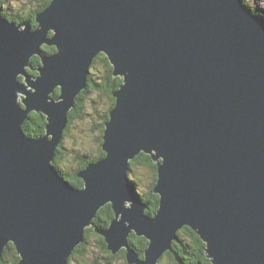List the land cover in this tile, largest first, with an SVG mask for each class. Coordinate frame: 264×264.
Wrapping results in <instances>:
<instances>
[{"label":"water","instance_id":"water-1","mask_svg":"<svg viewBox=\"0 0 264 264\" xmlns=\"http://www.w3.org/2000/svg\"><path fill=\"white\" fill-rule=\"evenodd\" d=\"M47 7L36 14L43 27L35 33L0 20V260L14 242L7 239L15 238L22 264H64L95 206L111 198L119 209L130 198L136 203L125 218L154 241L148 264L186 221L209 240L216 264H264L263 19L240 0H55ZM49 27L58 35L50 30L45 41ZM44 45L56 52L43 55ZM100 47L118 71L131 73L123 90L113 92L111 155L82 173L89 187L81 192L48 166L55 141L25 139L20 131L26 113L15 102V90L23 87L15 75L33 52L45 61L38 92L27 103L50 112L58 139L65 110ZM101 53L126 82L111 55ZM58 82L66 102L47 103ZM149 145L166 156L160 183V162L152 156L158 163L153 190L163 193L155 221L143 214L145 205L124 177L125 157ZM127 231L114 222L107 249H125L131 264L135 253L129 259L128 250L118 248Z\"/></svg>","mask_w":264,"mask_h":264},{"label":"clouds","instance_id":"clouds-1","mask_svg":"<svg viewBox=\"0 0 264 264\" xmlns=\"http://www.w3.org/2000/svg\"><path fill=\"white\" fill-rule=\"evenodd\" d=\"M54 2L55 0H51V4L46 10ZM240 2L253 15L264 16V0H255V2L253 0H240ZM39 3L40 0H0V20L11 24L21 33L25 31L33 33L40 31L43 27L42 22L40 25L32 23V18L37 14ZM45 11L41 12L39 16ZM50 30L54 32V38L58 35L56 27H49L46 32L45 41H49L48 34ZM56 44L59 46L58 43ZM101 50H106L111 55L108 49L100 47L90 56L87 69L84 73L83 83L74 93L71 103L65 110V123L60 130L58 139L56 132L50 130L52 124L50 112L44 107L35 105L30 107L27 103L31 99V96L38 92V88L35 85L43 78L42 69L46 67L45 61L38 67L35 74L27 71L28 68L34 67L31 60L35 53L33 52L27 57V62L23 64L22 70L17 71L15 75L16 82L23 86L15 90V102L19 109L26 113L19 125L20 131L25 139L45 140L46 138L45 144L47 145H51L55 141L54 147L51 148V153L47 158L48 166L61 180L68 183L74 190L81 192L87 191L89 187L88 180L82 173L90 167L107 160L111 155L107 147L108 132L114 119V112L118 108V102L112 98L109 85H105L102 89L89 86L90 80L94 79L96 59L101 54ZM60 52L61 48L59 46V51L56 55ZM111 59L115 62L112 55ZM115 64L116 72L126 76V82L120 85L119 91L116 92L118 93L126 86L131 70L125 67L123 70L118 71V65L116 62ZM108 67H111V65H108ZM113 79H120V77H113ZM96 83L104 84V81L97 80ZM63 93L64 84L56 83L47 94V103L64 104L66 101ZM116 96L118 97L117 94ZM33 110H35V113H39L41 120L44 121L42 130L40 128L29 127L28 122L34 120V116H30V112ZM109 116L110 119L108 118ZM148 154H151V156H154L160 162V183L161 168L166 163V156L155 145L140 146L137 151L125 157L124 177L127 182L134 186L136 196L145 205L143 207V214L155 221L162 210L163 193L157 190L160 193L159 206L153 210V205L148 199V195L155 182V173L154 170L147 167L151 163V156ZM79 177H83V179L74 183L73 180ZM135 203L136 201L133 199L124 198L118 209L115 200L111 198L99 202L94 208V214L90 215L82 224L80 238L73 241L66 252L64 264H108V257L111 254L107 251L108 243L110 242L107 233L112 229L114 222H121L123 227L128 230L124 242L118 248H126L129 259L130 252L135 253L136 259H130L131 264H148L150 259L149 252L154 243L153 238L146 232H142L133 226L131 219L125 218L126 212L131 211ZM102 208L107 209V212L103 217L98 219L97 213ZM187 225H193V223L186 221L175 226L173 237L161 253H167L173 248V245L177 242L180 230ZM195 227L202 233V230L198 226ZM100 233H103V236L107 237V242L104 241ZM134 235L142 243L134 242L132 240ZM203 237L206 241L205 246L201 250L203 259L198 260L197 264H205V260L207 264H216L215 255L209 251L210 242L204 235ZM7 240L14 241L15 245L18 246L14 264H22L25 256L20 250L17 239L8 238ZM190 246L191 244L189 243V245L185 246L184 252L176 253L179 260H184L187 255V249ZM197 248H199V245H197ZM159 255L151 258V264H159ZM173 264H176V262L174 261ZM185 264H187V261H185Z\"/></svg>","mask_w":264,"mask_h":264},{"label":"trees","instance_id":"trees-1","mask_svg":"<svg viewBox=\"0 0 264 264\" xmlns=\"http://www.w3.org/2000/svg\"><path fill=\"white\" fill-rule=\"evenodd\" d=\"M50 3H51V0H40V3H39L38 8H37V13L39 11L43 10L44 8H46ZM35 18H36V15L32 18V23L34 25H37ZM17 22H19V21H17ZM42 51H43V55H50V54H53L54 52H56V47L44 45ZM97 59H101L102 61L105 62L107 67H108V65H111V67H108L109 72L107 71V75L104 76L103 78L98 79L94 75V79L90 80L89 86L90 87H96L98 89H102L105 87V85H109L110 89H111V96L115 100V98L113 96V92L115 90H117L120 87V85L123 83V78L120 76H115L113 74L112 64L110 63L109 58L105 54H100L97 57ZM31 60H32V64L34 65V67L29 68L28 71L32 74H35L38 67L41 65V57L36 55ZM113 77H120V79H113ZM97 80L104 81V84H97L96 83ZM30 116H34V120H30L28 122L29 127L40 128L42 130L44 121L41 120L40 114L35 113V112H31ZM108 118H110V116ZM148 155L151 156L150 154H148ZM157 165H158V163L155 162L151 156V163L148 164L147 166L150 167V169L154 170L155 182L152 185V190L148 195V199L152 202L153 210H155L159 206V195L156 194L153 190L155 185H156V182H157ZM78 180H82V179L77 178V179L73 180V182L75 183ZM106 212H107V209L102 208L100 210V212L98 213V216H97L98 219L100 217H103ZM103 239H104V237H103ZM132 240L136 243H142V241L139 240L135 235L132 237ZM104 241H105V239H104ZM189 243L191 244V246L188 247V249H187V255L185 256L184 261H187L188 263H193V262L195 263L198 260L203 259V253L201 250L203 249V247L205 246L206 243L204 242V240L201 238V236L196 231H194L189 226H185L184 228H182L180 230V232L178 234L177 242H176V244L173 245V252L167 253L173 262L175 261L176 264H178L177 261L175 260L174 253L175 252H181V253L184 252L185 246L189 245ZM197 245H199V248H197ZM16 252H17V249L15 248V245L13 243H10L7 246V248L5 249L4 255H3L2 259L0 260V264H14ZM205 264H207L206 260H205Z\"/></svg>","mask_w":264,"mask_h":264},{"label":"rangeland","instance_id":"rangeland-1","mask_svg":"<svg viewBox=\"0 0 264 264\" xmlns=\"http://www.w3.org/2000/svg\"><path fill=\"white\" fill-rule=\"evenodd\" d=\"M253 2H255V0H253ZM260 17L264 21V16H260ZM101 54H105L107 56L106 53H101ZM107 71L109 72L108 67L106 66L105 62L102 61L101 59H96V73L94 74L95 77L98 78V79L103 78L104 76L107 75ZM112 71L114 72V66H113V64H112ZM115 101H116V99H115ZM33 112H35V111H33ZM157 168H158V166H157ZM11 243H13V242H11ZM107 251L111 254L108 257V264H128L127 257H126V251L123 252V249L121 251H119L117 254L112 253V251L109 250V249H107ZM3 255H4V253H3ZM111 256H115V257L111 258ZM159 264H173V261L171 260L170 256H168V254L165 253L164 256H163V258L159 261Z\"/></svg>","mask_w":264,"mask_h":264},{"label":"flooded vegetation","instance_id":"flooded-vegetation-1","mask_svg":"<svg viewBox=\"0 0 264 264\" xmlns=\"http://www.w3.org/2000/svg\"><path fill=\"white\" fill-rule=\"evenodd\" d=\"M123 252H125V249H123ZM169 252H172V251H169ZM168 253V252H167ZM113 257H115V256H111V258H113Z\"/></svg>","mask_w":264,"mask_h":264},{"label":"bare ground","instance_id":"bare-ground-1","mask_svg":"<svg viewBox=\"0 0 264 264\" xmlns=\"http://www.w3.org/2000/svg\"><path fill=\"white\" fill-rule=\"evenodd\" d=\"M13 244L15 245V243L13 242ZM15 247L17 248V246L15 245ZM173 251V250H172ZM17 252H18V250H17ZM188 263V262H187ZM191 264V263H190Z\"/></svg>","mask_w":264,"mask_h":264}]
</instances>
